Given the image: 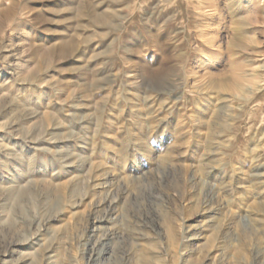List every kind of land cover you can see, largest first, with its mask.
<instances>
[{"label":"rangeland","instance_id":"obj_1","mask_svg":"<svg viewBox=\"0 0 264 264\" xmlns=\"http://www.w3.org/2000/svg\"><path fill=\"white\" fill-rule=\"evenodd\" d=\"M0 264H264V0H0Z\"/></svg>","mask_w":264,"mask_h":264},{"label":"bare ground","instance_id":"obj_2","mask_svg":"<svg viewBox=\"0 0 264 264\" xmlns=\"http://www.w3.org/2000/svg\"><path fill=\"white\" fill-rule=\"evenodd\" d=\"M61 50H63V51H65V52H66L68 49H67V48H65V46H64V47H63ZM65 52H64V53H65Z\"/></svg>","mask_w":264,"mask_h":264}]
</instances>
